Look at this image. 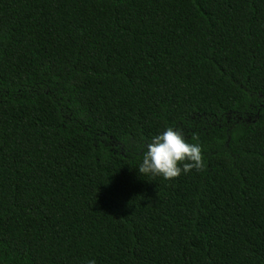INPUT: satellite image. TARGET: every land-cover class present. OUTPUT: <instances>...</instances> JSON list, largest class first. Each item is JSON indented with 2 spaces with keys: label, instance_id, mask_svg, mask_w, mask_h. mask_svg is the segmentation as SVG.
<instances>
[{
  "label": "trees",
  "instance_id": "1",
  "mask_svg": "<svg viewBox=\"0 0 264 264\" xmlns=\"http://www.w3.org/2000/svg\"><path fill=\"white\" fill-rule=\"evenodd\" d=\"M90 259L264 264V0H0V264Z\"/></svg>",
  "mask_w": 264,
  "mask_h": 264
},
{
  "label": "clouds",
  "instance_id": "2",
  "mask_svg": "<svg viewBox=\"0 0 264 264\" xmlns=\"http://www.w3.org/2000/svg\"><path fill=\"white\" fill-rule=\"evenodd\" d=\"M202 167L201 145L187 142L181 130L167 126L143 146L136 170L139 174L167 181L178 178L182 173L199 171ZM86 264H96V261L90 259Z\"/></svg>",
  "mask_w": 264,
  "mask_h": 264
}]
</instances>
